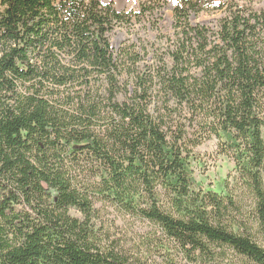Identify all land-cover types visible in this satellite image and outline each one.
Here are the masks:
<instances>
[{
	"label": "trees",
	"instance_id": "obj_1",
	"mask_svg": "<svg viewBox=\"0 0 264 264\" xmlns=\"http://www.w3.org/2000/svg\"><path fill=\"white\" fill-rule=\"evenodd\" d=\"M211 139L234 163L222 192L190 168ZM119 218L150 228L147 256ZM150 252L264 264V4L0 0V264Z\"/></svg>",
	"mask_w": 264,
	"mask_h": 264
},
{
	"label": "rangeland",
	"instance_id": "obj_2",
	"mask_svg": "<svg viewBox=\"0 0 264 264\" xmlns=\"http://www.w3.org/2000/svg\"><path fill=\"white\" fill-rule=\"evenodd\" d=\"M101 2L112 1L117 9L133 8L136 0H100ZM264 4V0H260ZM171 14L166 11L162 24L168 25ZM216 15L200 14L193 19L194 22L208 23L212 21ZM121 40L120 36L114 39L116 45ZM234 163L231 157L223 155L218 150V141L211 139L194 149V158L190 163V168L196 186L203 189H211L216 192H222L224 181L233 172ZM117 228L114 233L116 239L124 245L133 256L143 258L147 256L143 254L141 242L149 233L150 228L145 223H139L134 220L121 219L116 222ZM141 250V251H140ZM153 251V250H151ZM157 253V252H155ZM150 252L147 257V264H163L159 254ZM185 264V263H179Z\"/></svg>",
	"mask_w": 264,
	"mask_h": 264
}]
</instances>
